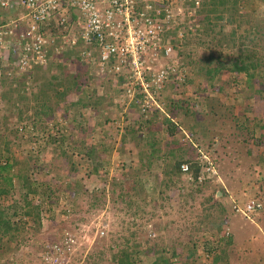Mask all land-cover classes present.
Segmentation results:
<instances>
[{
	"label": "rangeland",
	"instance_id": "rangeland-1",
	"mask_svg": "<svg viewBox=\"0 0 264 264\" xmlns=\"http://www.w3.org/2000/svg\"><path fill=\"white\" fill-rule=\"evenodd\" d=\"M217 1L200 0L191 22L178 24L189 31L177 38L189 89L169 90L166 111L143 116L157 119L152 133L116 101L115 77L67 57L38 69L25 96L2 89L0 158L13 157L15 181L0 207L26 221L0 236V264H44L43 245L66 233L75 242L61 264H120L125 253L124 264H264V0ZM240 54L247 67L238 70ZM58 63L63 77L79 75L63 98L44 85ZM173 97L183 107L169 106ZM165 116L183 128L174 137ZM205 156L217 173L203 182L174 170L177 159ZM19 175L38 186L29 197L42 204L39 223L24 212L35 208ZM252 198L263 207L250 217L234 209L233 200Z\"/></svg>",
	"mask_w": 264,
	"mask_h": 264
},
{
	"label": "built area",
	"instance_id": "built-area-1",
	"mask_svg": "<svg viewBox=\"0 0 264 264\" xmlns=\"http://www.w3.org/2000/svg\"><path fill=\"white\" fill-rule=\"evenodd\" d=\"M180 1L0 0V92L9 84L30 89L38 69H49L54 58L63 60L71 52V62L85 64L102 78L115 77L116 101L125 110L135 108L144 117L165 112L164 95L171 89L174 97L186 95L191 76L177 41L189 31L178 24L186 18L191 22L200 0L195 6ZM205 157L197 179L190 164L182 163L188 179L203 182L217 173ZM233 202L249 217L263 207L258 198ZM148 232L156 235L154 228ZM63 237L43 245L44 264H61L75 242L67 233ZM211 254L203 252L207 258Z\"/></svg>",
	"mask_w": 264,
	"mask_h": 264
},
{
	"label": "trees",
	"instance_id": "trees-1",
	"mask_svg": "<svg viewBox=\"0 0 264 264\" xmlns=\"http://www.w3.org/2000/svg\"><path fill=\"white\" fill-rule=\"evenodd\" d=\"M217 2L220 3L223 1L219 0ZM72 56L73 55L71 54V52H69V53H66L64 57L72 59ZM245 59H246V57L243 54H240V56L234 57L233 61L235 62L236 69L241 70V69L245 68V66L247 67ZM52 63H53V61H52ZM57 65H58V69L59 68L61 69L64 64L58 63ZM249 65L255 66V62H253L252 64H249ZM213 70L215 73L219 70V68H214V69L210 68L209 74L212 73ZM63 72L64 71L61 69L60 74H55L52 79L51 78L48 79V77L47 78L42 77V78L48 79L44 82V85L45 86L47 85L50 88H52L54 91H56V93L61 95L62 98H63V96H66V94H68L72 89H75V88L79 89V87H80V83H77L79 75L74 76L75 74L73 73V74H70L71 75L70 77L65 78L62 75ZM54 78L59 79V81L55 82L53 80ZM119 78L121 81H123V79H124L122 76H119ZM35 81H38V80L35 79ZM7 91L12 98L14 97V95L15 96H25V93H27V89H24L20 86H15L13 84H9V86L7 87ZM171 101H173V102H171ZM169 102H171V103H168L169 106L173 103L174 104L173 107L174 106L183 107V103L177 102L174 97ZM166 103H167V101H166ZM160 116H161V113H160ZM158 117H159V113L157 114V118ZM143 118L144 117L142 115H140V118L135 119L134 122L137 123L138 127H142V128L144 127L146 129H148V131L150 133H152L153 124L155 123L154 121L157 119L146 118L144 120ZM165 120L170 122V125H169L170 126V132H171V135L173 137L176 136L175 134L182 131V129H183L182 126L179 128L178 123H176L175 120H173L172 118L165 116L162 121H165ZM152 122H154V123H152ZM137 125H136V127H137ZM136 129L137 128H134V127L132 128V130L134 132ZM7 150L10 151V148ZM91 153H90V155H91ZM12 158L9 155H5L4 158H0V197H2L4 200L11 199L10 192H11V188L13 187V184L15 181L14 180L15 175L13 174V172H11V168L13 166ZM192 161H196L195 163H197V167L199 168L198 174L197 173L195 174L192 171ZM183 162H188L190 164V173H192L193 177L195 179H197L199 172H201V167L203 164L202 160L199 158H196V159H190V158L177 159L174 162V170L179 172V173H183L181 170V165ZM19 178H21V179H19V181H22L21 187H22V190L24 191L23 192L24 197H25L24 202H25L26 206L31 207L30 205H33L34 206L33 208H35L34 210H32V208H30L31 210L26 209V211H24V212L33 216V219L39 223L40 218H41V206H42V204H40L38 202L37 203L34 202L35 200H32V198L29 197V195L31 193H37L38 192V186H36L34 183H32L27 176H25V177L20 176ZM38 185L44 186L43 184H38ZM14 205H16V204L13 203L12 206H14ZM44 208H46V205L44 206ZM16 214H17V211H14V212L11 211L10 212V211H6L5 208L0 207V236L1 237H5L6 235H9L10 238L14 237L15 236L14 232L18 231L22 227V225L25 224L26 220H23L22 218L18 219V220L14 219V217H16ZM124 256H125V258H123L121 260L123 264L125 261H128L130 259L128 253H125ZM122 263L120 262V264H122Z\"/></svg>",
	"mask_w": 264,
	"mask_h": 264
},
{
	"label": "crops",
	"instance_id": "crops-1",
	"mask_svg": "<svg viewBox=\"0 0 264 264\" xmlns=\"http://www.w3.org/2000/svg\"><path fill=\"white\" fill-rule=\"evenodd\" d=\"M196 161H192V171L196 174H198L199 168L197 167ZM258 228H261V225L259 224Z\"/></svg>",
	"mask_w": 264,
	"mask_h": 264
},
{
	"label": "clouds",
	"instance_id": "clouds-1",
	"mask_svg": "<svg viewBox=\"0 0 264 264\" xmlns=\"http://www.w3.org/2000/svg\"><path fill=\"white\" fill-rule=\"evenodd\" d=\"M195 182H200V181H195Z\"/></svg>",
	"mask_w": 264,
	"mask_h": 264
}]
</instances>
